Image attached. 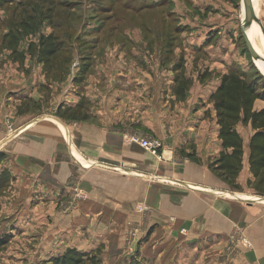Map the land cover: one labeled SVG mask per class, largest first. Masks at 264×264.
Here are the masks:
<instances>
[{"label":"crops","instance_id":"1","mask_svg":"<svg viewBox=\"0 0 264 264\" xmlns=\"http://www.w3.org/2000/svg\"><path fill=\"white\" fill-rule=\"evenodd\" d=\"M100 49L81 87L69 77L51 82L35 62L24 63L28 76L16 63H0V122L9 115L16 130L13 138L0 139L5 156L0 174L11 176L0 196V236H7L10 244L33 243L34 249L26 253L35 255L38 264L68 249L96 256L98 247L117 239L142 202L150 209L146 226L153 227L141 250L146 261L264 264V206L234 200L231 194H241L232 193L208 169L221 151L209 100L220 79L196 81L186 74L192 84L185 100L178 102L169 73L148 64L141 67L140 60H128L118 47ZM228 67L216 71L222 76ZM82 97L88 103L86 120L56 117L59 106L75 107ZM262 109L264 102L256 101L254 110ZM236 129L243 140V168L237 179L242 190L246 180L241 178H250L248 143L253 132L249 126ZM135 132L157 138L167 149L155 158L125 143V136ZM68 182L79 185L87 199L62 216L55 209L69 195ZM235 226L248 237L250 252L236 254L226 248ZM12 246L14 254L27 256ZM10 259L3 257L0 264Z\"/></svg>","mask_w":264,"mask_h":264},{"label":"rangeland","instance_id":"2","mask_svg":"<svg viewBox=\"0 0 264 264\" xmlns=\"http://www.w3.org/2000/svg\"><path fill=\"white\" fill-rule=\"evenodd\" d=\"M251 2L260 28L262 25L264 29V0ZM47 10L52 12V25L45 23L41 32L53 33L63 44V50L53 60V66L48 70L50 76L46 74V78L51 82H55L56 77L61 79L69 77L72 84L77 85L73 81L81 64L90 59L91 66L96 50H99L100 55L101 47H118L124 51V56L128 60H140L143 68L146 67L145 64L156 66L159 72L169 73L172 78L176 75L175 69L182 66L185 75L187 74L191 80L212 83L218 81L221 76L216 69L225 70L224 66L228 65L243 69L248 80L258 78L257 81L264 86L262 77L264 75L259 71L255 59L253 63L241 37V0H48V3L46 0H4L0 5L2 65L10 61L9 51L1 44L3 35L15 30L26 13L33 16L45 14ZM260 31L262 37L256 35L250 38L258 54L264 50L262 41L264 34L262 29ZM32 40L36 41V38ZM29 41L22 40L20 48L26 50ZM28 62L35 61L26 58L24 63ZM63 69L66 72L62 77ZM18 71L28 76L30 69L19 66ZM43 72L46 71L43 69ZM55 122L62 126L60 121ZM241 179L246 180L241 192H237L241 194L238 195L241 198L231 194L232 198L245 205L264 206V197L247 187L250 178ZM78 187L80 188L79 185ZM0 196H4V193ZM70 200L71 197L68 195L63 199L64 207H60L58 202L56 212L62 216L72 213L73 210L67 212L64 209ZM133 212L134 217L124 222L123 231L116 235L117 239H111L97 248L95 252L97 264H154L153 261H146L141 251L153 232V227L148 229L146 226L150 215L142 217ZM129 223L142 230L138 237L140 240L130 253L123 244V233ZM232 235L235 244L230 243V235L226 246L229 248L228 251L233 248L236 254H241L252 250L248 237L239 226H235ZM242 239L249 241L250 247H243ZM10 241L0 248V261L3 257H8L11 258L8 264H38L35 255L26 253L27 248L34 249L31 247L33 243L27 245V241L24 242L26 247L19 244V241L11 244ZM12 245H18L27 256L14 254L15 246Z\"/></svg>","mask_w":264,"mask_h":264},{"label":"trees","instance_id":"3","mask_svg":"<svg viewBox=\"0 0 264 264\" xmlns=\"http://www.w3.org/2000/svg\"><path fill=\"white\" fill-rule=\"evenodd\" d=\"M46 1L48 3V0ZM3 3L4 0H0V5ZM52 20L51 10H47L45 14L40 13L33 16L26 13L15 30H10L3 35L1 44L9 51L12 63L18 64L21 68L26 58L32 59L35 63L42 65L46 71L45 74L50 76L48 70L53 66V60L63 50V44L56 35L41 32L45 23L52 25ZM33 38H36V41H33ZM25 39L30 41L27 49L23 50L20 45ZM86 61L81 64L74 78L73 82L77 84L75 86L81 87L84 82L90 68V59ZM65 72L66 70L63 69L62 77ZM175 72L173 94L176 101L182 102L192 82L185 77L182 66L176 68ZM57 79L61 78L56 77L54 80ZM257 79L248 80L243 69L229 66L227 72L221 76L219 86L211 94L209 100L215 112L218 127L217 138L221 151L218 157L209 163L208 169L215 173L230 191L241 192L237 179L243 168V140L236 127L238 125L249 126L253 133L248 143L247 163L250 179L247 181V187L255 194L264 197V109L254 110L256 101L264 102V86L262 87ZM87 106V101L82 97L75 107L59 106L56 110V117L62 121H84L87 119L85 114ZM186 157L196 161L192 155H186ZM4 160L5 156L0 153V164ZM10 181L9 172L3 171L0 174V194L9 187ZM7 243L8 237L0 236V248ZM43 264H97V261H95V256L68 249L62 255L51 258Z\"/></svg>","mask_w":264,"mask_h":264},{"label":"built area","instance_id":"4","mask_svg":"<svg viewBox=\"0 0 264 264\" xmlns=\"http://www.w3.org/2000/svg\"><path fill=\"white\" fill-rule=\"evenodd\" d=\"M16 135V130L13 128L9 115H4L3 120L0 122V139L7 140L13 138ZM125 143L129 145H136L143 151L147 152L149 155L160 158L163 152L167 149L164 143L157 138L152 137L144 132H135L130 135L125 136ZM69 189V195L71 200L69 204L64 208L67 212L75 210L77 206L87 199V194L85 191L80 189L76 183L67 184ZM68 199V198H67ZM66 201V200H65ZM63 200L60 201L59 206L64 207ZM136 214L147 217L150 214V209L142 202L135 205ZM135 224H128L126 231L123 233V244L128 253L133 251L134 245L140 240H138L139 233L142 232L141 228H135ZM234 236L231 235L230 243L233 245ZM243 247H250L249 241L242 239Z\"/></svg>","mask_w":264,"mask_h":264},{"label":"bare ground","instance_id":"5","mask_svg":"<svg viewBox=\"0 0 264 264\" xmlns=\"http://www.w3.org/2000/svg\"><path fill=\"white\" fill-rule=\"evenodd\" d=\"M254 7L253 4L251 2V0H248V8L246 13H242L241 14V19L244 21V26H245V34L248 37V40L250 41V38L252 39L253 37H255L256 35L261 36L262 37V33L260 31V23L258 21V18L254 12ZM249 35V36H248ZM264 43V40H262ZM251 42V41H250ZM252 44V43H251ZM253 46V45H252ZM254 48V46H253ZM254 50L256 51V49L254 48ZM257 52V51H256ZM260 54L263 56H261L260 54H257L264 59V50L263 51H259ZM256 64L258 66L259 71L264 75V62L261 60L256 59ZM232 197V196H231Z\"/></svg>","mask_w":264,"mask_h":264},{"label":"water","instance_id":"6","mask_svg":"<svg viewBox=\"0 0 264 264\" xmlns=\"http://www.w3.org/2000/svg\"><path fill=\"white\" fill-rule=\"evenodd\" d=\"M247 8H248V0H241V14L242 13H246ZM261 29H262V32L264 34V29H263L262 25H261ZM240 31H241V37H242L243 43L245 45V48H246L247 52L249 53L250 57L252 58V61L256 58V59L261 60V61L264 62V59H262L257 54V52L254 50L251 42L248 40V37L245 34V26H244V21L243 20L240 21ZM253 63H254V61H253ZM262 77L264 78V76H262Z\"/></svg>","mask_w":264,"mask_h":264}]
</instances>
